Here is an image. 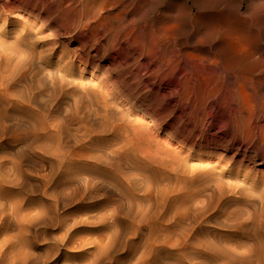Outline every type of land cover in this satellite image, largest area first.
<instances>
[{"label":"rangeland","instance_id":"1","mask_svg":"<svg viewBox=\"0 0 264 264\" xmlns=\"http://www.w3.org/2000/svg\"><path fill=\"white\" fill-rule=\"evenodd\" d=\"M181 1L184 0H0V171L17 184L11 191L6 185L0 188L1 203L8 209L3 220L0 216V264H264V0H244L243 9L249 6L250 13L254 9L257 16L250 14L246 33L251 37L248 39L253 38V50L246 48L242 55L255 57L251 59V63H255L242 67L237 64L236 69L235 63L232 67L235 60H229V47L234 51L239 50L240 43L233 37L229 39L224 31L221 23L224 17L221 10L223 1L211 0L212 3L208 0L209 3L201 0L199 4L198 0V11L202 9L203 17L195 20L196 24L198 22L196 27L193 26L194 20L182 11L184 5ZM187 2L191 4V0ZM261 2L263 5H260ZM4 4L8 7H4ZM207 5L214 9L210 7L207 12ZM196 10L194 12H198ZM251 17L254 19L251 20ZM214 23L218 28L223 26L216 31L218 34L209 27ZM222 32L224 35H221ZM205 34L211 38L218 37L211 41ZM201 36L206 40H200ZM195 39H198L197 44ZM259 42L263 44L259 45ZM53 45L54 48L51 47ZM172 45L178 49L177 53L170 51L174 47ZM98 50L101 52L98 53ZM69 52L75 53L73 57H69ZM182 52L191 53L188 55L191 57L185 58ZM42 54L47 55L44 56L48 57V63ZM212 55L213 58H210ZM61 56L62 60L59 61ZM80 57L88 59V63H80ZM212 59L224 63L208 70L198 64L199 60ZM167 61L174 62L176 66L174 70L161 67L163 73L159 74V78L184 79L180 82V86L183 84L180 92L184 95L183 100L187 101L183 103L195 107L197 103L204 102L205 111L199 109L201 111L192 115V120L185 116L186 111L172 109L177 100L175 93L170 95L171 87L167 81L157 82L154 77L148 79L149 72ZM71 63L73 66H69ZM229 65L231 70L228 71ZM238 67L245 68L240 70ZM145 68H148L147 73ZM167 75L171 77L167 78ZM225 75L230 77L227 79ZM259 76H262L261 79H258ZM139 77L142 84L135 86L134 81L140 80ZM244 77H252V84L247 86ZM211 80L214 89L210 85ZM117 82L122 87L121 91H129L130 94L117 90ZM198 83L200 86H197ZM111 88H116L115 92L110 91ZM196 90L203 97L200 95L199 98ZM237 92L240 94L237 95ZM209 93L212 98L208 96ZM79 101L84 102L80 104ZM104 101L106 110L102 105ZM78 104L79 107L92 104L94 113L99 117L101 113L109 112L104 119V114H101V119L97 114L94 118L91 108L86 106V110L81 106L80 110ZM149 105L159 111L161 107L169 110L158 130L144 115ZM112 108L121 109V112ZM78 110H83L80 116L87 115L84 112L90 115L87 118L84 116L83 124L77 120L78 112L75 111ZM122 112L124 115L127 113L125 118L132 124L148 123L151 127L135 137L138 145L133 142L127 144L125 134L119 133L116 140L112 133L101 132L104 126H112L114 122L117 125L118 114ZM202 112L208 114L207 118ZM29 117L33 118L32 123ZM110 117L115 119L111 121L112 124ZM176 118H179L176 128L180 129L177 130L183 140L187 137L189 141L190 133L203 138L192 139V143V140L183 141L181 137L179 141L182 144L177 145V141L174 144L168 133L170 128L176 126ZM194 121H200L202 125H194ZM185 122V127L181 126ZM192 128L198 130L192 131ZM83 133L93 136L92 143L87 142L83 147L77 146V143L75 145L77 140H84ZM60 138L62 141L59 143ZM202 139L207 143L203 144ZM30 141H34L35 145ZM64 142L71 147V152H79L82 148V151L108 157L113 155L136 177L139 189L122 183L124 191H118L108 182L111 181L109 178L93 180L95 166L85 161L76 162L81 164L80 167L69 162L66 172L67 169L61 167L64 165L63 153L57 150V146ZM29 143L35 148H29ZM167 146H170L173 154L181 149L180 154H170L169 150V159H157L156 162L146 154L156 148L163 150L160 154H165L164 149H169ZM122 147L123 150H120ZM164 164L169 167L161 168ZM86 187L91 189L90 193L84 190ZM83 193L93 198H82L80 201ZM10 206L12 210H9Z\"/></svg>","mask_w":264,"mask_h":264},{"label":"bare ground","instance_id":"2","mask_svg":"<svg viewBox=\"0 0 264 264\" xmlns=\"http://www.w3.org/2000/svg\"><path fill=\"white\" fill-rule=\"evenodd\" d=\"M188 0H184L181 4H182V6L184 5V7H183V10L182 11H184L185 12V14L187 13V15H189V17H191L193 20H194V23H195V20H197V19H199V17L202 15L201 14V10L200 11H198L199 10V7L197 6V3H198V0H191V4L189 5L188 4V2H187ZM206 1H208V0H205V2ZM209 1H211V0H209ZM208 1V2H209ZM214 1V0H213ZM221 1H223V9L221 8V10H223V12H224V17H222V21L223 22H221L222 24H223V26L225 27V30L224 31H226L227 32V37H229V39L231 38V37H233L234 39H235V41L237 40L238 41V43H240L238 46H239V50H236V51H234V49H230V47L229 46H227V49H228V47H229V51H230V53H229V55H230V61H232V60H235V62H233L232 63V67H233V64L235 63V69L237 68L236 66H237V64H241L240 66L242 67L244 64L246 65V66H248V64H250L251 63V59H253V58H255V57H248V56H245V55H242V52L244 51V50H246V48H251L252 49V40H253V38H252V40H250V39H248V38H251V37H249L246 33H247V28H248V24H249V22H248V18H249V16H250V14H253V15H255V16H257L256 15V13L254 14V9H252V13H250V10H249V6L247 7H245L244 9H243V5H244V0H221ZM254 1V0H253ZM201 0H200V3L199 4H201ZM212 2V1H211ZM214 2H216V0L214 1ZM248 2H250V1H248ZM210 3V2H209ZM208 3V4H209ZM213 3V2H212ZM253 3V2H252ZM255 3V2H254ZM260 4V3H259ZM203 5L204 6H206V4H204V1H203ZM213 5V4H212ZM257 5V4H256ZM260 5H263L262 4V2H261V4ZM213 6H215V5H213ZM254 6V5H253ZM4 7H8V5L7 4H4ZM200 7H202V6H200ZM210 7H212L211 5L208 7V5H207V12L209 11L208 10V8H210ZM252 7V6H251ZM258 7H260V6H258ZM83 8V7H82ZM213 8V7H212ZM255 8H256V6H255ZM260 8H262V6L260 7ZM195 9H197L196 11H198V12H194V10ZM205 8H203V10H204ZM214 9V8H213ZM212 9V10H213ZM258 9V8H257ZM218 10V9H217ZM221 10H218V11H221ZM259 10V9H258ZM262 10V9H261ZM80 11H82V10H80ZM88 11H90V10H88ZM205 11V10H204ZM97 12V11H96ZM183 12V13H184ZM214 12V11H213ZM86 13V12H85ZM88 13V12H87ZM202 13H204L203 11H202ZM81 14V13H80ZM96 13H94V15H95ZM205 14H208V13H205ZM210 14H212V13H210ZM220 14V13H219ZM90 15H92L91 13H90ZM90 15H89V17H90ZM214 15V14H213ZM221 15V14H220ZM93 16V15H92ZM210 16V15H209ZM218 16V15H217ZM222 16V15H221ZM2 16H0V18H1ZM75 17V16H74ZM82 17V16H81ZM87 17V16H86ZM94 17V16H93ZM201 17H203V16H201ZM213 17V16H212ZM206 18H208V17H206ZM206 18H204V19H206ZM210 18V17H209ZM208 18V19H209ZM221 18V17H220ZM219 18V19H220ZM256 18V17H255ZM80 19H82L83 20V18H80ZM86 19V18H85ZM254 19V18H253ZM252 19V17H251V20H253ZM81 20V21H82ZM212 20H213V18H212ZM207 21V20H206ZM211 21V20H210ZM219 21V20H218ZM201 22H203V21H201ZM255 22V21H254ZM253 22V23H254ZM71 23V22H70ZM193 23V22H192ZM208 23V22H207ZM213 23V22H212ZM252 23V22H251ZM75 24V23H74ZM79 24H80V22H79ZM96 24V23H95ZM199 24H201L200 23V21H199ZM217 24V23H216ZM216 24L214 23L213 25L214 26H212V25H210V24H208V25H210L209 27H210V29H212V30H214L215 32L216 31H219L221 28H223V26H221V28H218V27H216ZM221 24V25H222ZM73 25V24H72ZM198 25V22H197V24L195 23V24H193V26L194 27H196ZM252 25H254V24H252ZM193 26H192V28H193ZM200 26V25H199ZM198 26V27H199ZM204 26V25H203ZM220 26V25H219ZM250 26V25H249ZM78 27V26H77ZM81 27V26H80ZM208 27V26H207ZM207 27H205V28H207ZM254 27V26H253ZM74 28H75V26H74ZM73 28V29H74ZM264 28V27H263ZM80 29V28H79ZM196 29V28H195ZM251 29V28H250ZM198 30H199V28H198ZM197 30V31H198ZM75 31V30H74ZM173 31V30H172ZM195 31V30H194ZM251 31H252V29H251ZM56 32V31H55ZM210 32V31H209ZM212 32V31H211ZM215 32H213V33H215ZM57 33V32H56ZM208 33V32H207ZM217 33V32H216ZM221 33V31L219 32V34ZM223 33V32H222ZM50 34V33H49ZM218 34V33H217ZM246 34V35H245ZM251 34V33H250ZM249 34V35H250ZM202 35V34H201ZM206 35V34H205ZM213 35V34H212ZM221 35H224V33L223 34H221ZM260 35V34H259ZM207 36V35H206ZM217 36V35H216ZM216 36H214V37H216ZM245 36L247 37V38H245ZM202 37V36H201ZM207 37H209V36H207ZM213 37V38H214ZM218 37V36H217ZM220 37V36H219ZM222 37V36H221ZM227 37H226V39H227ZM257 37L259 38V36L257 35ZM209 38H211V36L209 37ZM213 38H211V41L213 40ZM223 38V37H222ZM221 38V39H222ZM255 38V37H254ZM257 38V40H259ZM262 38H264V37H262ZM136 39V38H135ZM199 39V38H198ZM197 39V40H198ZM203 39V41H205L204 40V38L202 37L200 40H202ZM221 39H219V40H221ZM224 40H225V37L223 38ZM196 40V39H195ZM194 40V41H195ZM197 40H196V43L195 44H197ZM200 40H199V42H200ZM208 40H210V39H208ZM257 40H255V42L257 41ZM263 40V39H262ZM261 40V41H262ZM214 41V40H213ZM235 41H232V43L233 42H235ZM175 42V41H174ZM207 42V41H206ZM219 42V41H218ZM228 42V41H227ZM34 43V42H33ZM32 43V44H33ZM85 43V42H84ZM214 42H211V44H213ZM230 43H231V41H230ZM237 43V42H236ZM260 43L261 42H259V45H260ZM95 44V43H94ZM184 44V43H183ZM200 44V43H199ZM223 44V43H222ZM227 45H228V43H226ZM256 44V43H255ZM261 44H263V43H261ZM54 45H56V44H54ZM54 45L53 46H51V47H53L54 48ZM85 45V44H84ZM90 45V44H89ZM117 45H118V43H117ZM176 45V44H175ZM175 45H172V46H174V47H172V49L170 50V51H172V52H174V51H176V53H177V51H178V49L175 47ZM177 45H178V43H177ZM181 45V44H180ZM179 45V46H180ZM188 45V44H187ZM193 45V44H192ZM201 45V44H200ZM202 45H203V42H202ZM202 45H201V47H202ZM204 45H206V43L204 44ZM208 45V44H207ZM215 45V44H214ZM218 45V44H217ZM220 45V44H219ZM236 45V44H235ZM254 45V44H253ZM32 46V45H31ZM57 46V45H56ZM60 46V45H59ZM170 46V45H169ZM185 48H186V45L184 44L183 45ZM209 46V45H208ZM221 46V45H220ZM223 46V45H222ZM237 46V47H238ZM255 46V45H254ZM253 46V47H254ZM58 47V46H57ZM56 47V48H57ZM88 47V46H87ZM165 47V46H164ZM164 47H163V49H164ZM192 47V46H191ZM200 47V48H201ZM225 47V46H224ZM223 47V48H224ZM261 47V46H260ZM263 47V46H262ZM30 48H32V47H30ZM33 48H35V46L33 45ZM50 48V47H49ZM52 48V49H53ZM81 48V47H80ZM84 48H85V46H84ZM108 48V47H107ZM170 48V47H169ZM180 48V47H179ZM193 48V47H192ZM199 48V49H200ZM210 48V47H209ZM209 48H207V50H209ZM222 48V49H223ZM36 49V48H35ZM41 49H42V47H41ZM52 49H50V50H52ZM83 49V48H82ZM103 49H105L104 47H103ZM162 48H160V50H161ZM165 49H166V47H165ZM164 49V50H165ZM187 49V48H186ZM191 49V48H190ZM195 49H196V47H195ZM202 50H204L203 48H201ZM213 49V48H212ZM215 49V48H214ZM218 49H221V48H219L218 47ZM217 49V50H218ZM259 48H258V46H257V48H256V50H258ZM54 50V49H53ZM52 50V51H53ZM81 50V49H80ZM84 50V49H83ZM144 50V49H143ZM143 50H142V52H143ZM185 50V49H184ZM183 50V51H184ZM242 50V51H241ZM253 50V49H252ZM31 51H34L35 52V50H31ZM48 51V50H47ZM82 51V50H81ZM140 51V50H139ZM163 51V50H162ZM167 52H168V50H166ZM182 51V50H181ZM191 51V50H190ZM189 51V52H190ZM195 51V50H194ZM211 51V50H210ZM221 51H223V50H221ZM221 51H219V52H221ZM227 50L225 49V52H226ZM250 51V50H249ZM259 51H261V50H259ZM258 51V52H259ZM263 51H264V49H263ZM39 52V51H38ZM40 52H42V50L40 51ZM39 52V53H40ZM44 52V51H43ZM63 52V51H62ZM61 52V53H62ZM83 52V51H82ZM81 52V53H82ZM86 52V51H85ZM84 52V53H85ZM99 52H101V51H99L98 50V53ZM164 52V51H163ZM171 52V53H172ZM186 52V51H185ZM204 52V51H203ZM202 52V53H203ZM208 52V51H207ZM212 52V51H211ZM262 52V51H261ZM66 53H67V51H66ZM71 53V54H70ZM144 53V52H143ZM175 53V52H174ZM180 53V52H179ZM183 53V52H182ZM216 52H213V54H215ZM223 53V52H222ZM247 53H248V51H247ZM246 53V54H247ZM256 53H257V51H256ZM25 54H27V52L25 53ZM37 54V53H36ZM68 54H70L69 55V57H71L72 56V54L74 55L75 53H72V52H69ZM68 54L66 55L67 57H68ZM87 54V53H86ZM102 54H104V53H102ZM164 54V53H163ZM168 54H170V53H168ZM191 54V53H190ZM190 54H185V53H183V55L182 56H184V55H186V57L185 58H187V57H191V56H188V55H190ZM195 53H193V55H194ZM198 54H201V53H198ZM197 54V55H198ZM206 54V53H205ZM204 54V55H205ZM210 54V53H209ZM219 54V53H218ZM228 54V53H227ZM245 54V53H244ZM253 54V53H252ZM251 54V56H255V54L254 55H252ZM263 54V53H262ZM31 55H32V53H31ZM33 55H35L34 53H33ZM43 55V54H42ZM45 55V54H44ZM43 55V56H44ZM61 55V54H60ZM76 55H78L77 53H76ZM89 55V54H88ZM94 55H95V53H94ZM181 55V54H180ZM204 55H201V56H204ZM208 55V54H207ZM220 55H223L224 56V54H220ZM257 55V54H256ZM259 55H261V53H259ZM15 56V55H14ZM22 56V55H21ZM41 56V55H40ZM45 56H47V55H45ZM44 56V58H45V60L47 61V59L46 58H48V57H45ZM56 56V55H55ZM64 56V55H63ZM80 56V55H79ZM147 56V55H146ZM216 56V55H215ZM249 56H250V52H249ZM67 57L65 58V59H67ZM68 57V58H69ZM73 57V56H72ZM89 57H90V55H89ZM141 57V56H140ZM172 57V56H171ZM205 57H207V56H205ZM208 57H210V56H208ZM226 57V56H225ZM261 57V56H260ZM25 58H26V56H25ZM33 58H34V56H33ZM61 59H59V61L60 60H62V56L60 57ZM88 58V57H87ZM92 58V57H91ZM184 58V59H185ZM210 58H213V55H212V57H210ZM217 58V57H216ZM219 58V57H218ZM32 59V58H31ZM99 59V58H98ZM206 59V58H205ZM207 59H209V58H207ZM221 59V58H220ZM261 59V58H260ZM69 60V59H68ZM67 60V61H68ZM97 60V59H96ZM186 60V59H185ZM196 60V59H195ZM211 60V59H210ZM213 60V59H212ZM219 60V59H218ZM218 60H213V61H209V60H199V65H200V67H202V68H217L220 64H223L224 63V61L223 60H228V59H224L223 58V62L222 63H220ZM254 60V59H253ZM262 60V59H261ZM263 60H264V58H263ZM18 61V60H17ZM38 61H40V59L38 60ZM43 61V60H42ZM58 61V62H59ZM65 61V60H64ZM77 61V60H76ZM79 61H80V63H84L85 65L88 63V59H85V57L84 58H79ZM161 61V60H160ZM61 62H63V61H61ZM92 62V61H91ZM96 62V61H95ZM175 62H176V60H175ZM185 62V61H184ZM229 62V61H228ZM260 62V61H259ZM15 63V62H14ZM44 63H45V61H44ZM47 63H48V61H47ZM67 63V62H66ZM69 63V62H68ZM90 63V62H89ZM157 63H159V62H157ZM166 63H168V64H166ZM166 63H160V65H158L157 67H156V70L155 71H152V72H149L148 74V79H151V78H156V80H157V82H164V81H167V83L170 85V87H171V89H170V91H169V93H170V95H173L174 93H175V95H176V97H175V99L177 100V102L175 103V104H173L172 105V109L173 110H176V109H182L183 111H186L187 112V114H185V116H188L187 118H189L190 120H192L191 119V117H192V115H195V113H197V111H201V110H199V109H202L203 111H205L204 110V108H205V106H204V102L203 103H197V105H195V107L194 106H192V105H190V104H188V103H183V102H185V101H187V100H183V94L180 92V87L183 85L182 83H181V86H180V82H183V81H181V80H184V79H179L180 81H177V80H175L173 77H171L170 75H167L166 77L168 78V76H170L171 78H169V79H164L165 77H162V78H159V74L161 75L162 73H163V71L161 72L160 71V69H161V67H165V66H167V67H169L171 70H174V68H175V66H176V64L174 63V62H170V61H167ZM187 63V62H186ZM185 63V64H186ZM190 63V62H189ZM194 63V62H193ZM243 63V64H242ZM253 63H255V62H253ZM253 63H251V64H253ZM261 63V62H260ZM264 63V62H263ZM263 63H262V66H264L263 65ZM43 64V63H42ZM65 64V63H64ZM83 64V65H84ZM138 64V63H137ZM137 64L135 65V66H137ZM152 64V63H151ZM166 64V65H165ZM192 64V63H191ZM190 64V65H191ZM228 64V63H227ZM230 64H231V62H230ZM257 64H258V61H257ZM257 64H255L256 66H259V65H257ZM16 65V64H15ZM36 65V64H35ZM46 65V64H45ZM69 65V64H68ZM73 66V64L71 63L69 66ZM84 65V66H85ZM90 65V64H89ZM147 65H149V64H147ZM180 65V64H179ZM183 65V64H182ZM190 65H189V67H190ZM195 66H198L199 67V65H196V64H194ZM8 66V65H7ZM13 66V65H12ZM43 66V65H42ZM94 66V65H93ZM92 66V67H93ZM96 66V65H95ZM111 66V65H110ZM141 66V65H140ZM140 66H138V67H140ZM154 66V65H153ZM156 66V65H155ZM187 66H188V64H187ZM195 66L193 67V68H195ZM245 66V67H246ZM254 66V65H253ZM256 66H255V68H256ZM260 66H261V64H260ZM97 67V66H96ZM150 67V66H149ZM181 67V66H180ZM179 67V68H180ZM184 67H186V65H184ZM225 67V66H224ZM229 67H230V65L228 66V71L229 70H231V69H229ZM231 67V68H232ZM233 67V68H234ZM244 67V68H245ZM141 68H144V67H141ZM178 68V67H177ZM178 68V69H179ZM187 68V67H186ZM191 68H192V66H191ZM201 68V69H202ZM227 67H225V69H226ZM232 68V69H233ZM240 70L241 69H244V68H240V67H238ZM248 68V67H247ZM246 68V69H247ZM254 68V69H255ZM260 68V67H259ZM262 68V67H261ZM260 68V69H261ZM67 69V68H66ZM82 69V68H81ZM95 69V68H94ZM139 69V68H138ZM138 69H136V70H138ZM146 69V68H145ZM148 69V68H147ZM146 69V73H147V70ZM155 69V68H154ZM167 69V68H166ZM181 69H183V68H181ZM185 69V68H184ZM200 68H198V70H199ZM215 69H213L214 71H216ZM221 69H222V66H221ZM220 69V70H221ZM250 69H251V67H250ZM263 69V68H262ZM15 70V69H14ZM14 70H12V71H14ZM18 70V69H17ZM64 70V69H63ZM163 70V69H162ZM169 70V69H168ZM186 70H188V69H186ZM202 70H204V69H202ZM208 70V69H207ZM223 70V69H222ZM227 70V69H226ZM259 70V69H258ZM264 70V69H263ZM61 71V70H60ZM151 71V70H150ZM161 73H160V72ZM179 72H180V70H178ZM193 71V70H192ZM210 71V70H209ZM213 71V72H214ZM235 72L237 71V70H234ZM249 71V70H248ZM252 72H256V71H253V70H251ZM261 71V70H260ZM7 72V71H6ZM177 72V71H176ZM217 72V71H216ZM216 72H215V75H216ZM221 72V71H220ZM219 72V73H220ZM252 72H251V74H252ZM258 72V71H257ZM264 72V71H263ZM10 74H11V70H10V72H9ZM17 73V72H16ZM19 73V72H18ZM21 73V72H20ZM19 73V74H20ZM166 73H169L168 71L166 72ZM182 73V72H181ZM183 73H186V72H184L183 71ZM182 73V74H183ZM190 73V72H189ZM192 73V72H191ZM212 73V72H211ZM229 74H230V72H228ZM232 73H234L233 72V70H232ZM238 73H239V71H238ZM261 73V72H260ZM259 73V74H260ZM15 74V73H14ZM23 74V73H22ZM182 74H180L182 77H183V75ZM193 74V73H192ZM199 74V73H198ZM197 74V75H198ZM214 74V73H213ZM212 74V75H213ZM217 74H218V72H217ZM225 74V73H224ZM263 74V73H262ZM12 75H13V73H12ZM123 75V74H122ZM163 75H165V74H163ZM176 75V74H175ZM185 75V74H184ZM188 75H190V74H188ZM196 75V76H197ZM222 75H223V73H222ZM245 75V74H244ZM248 75H249V73H248ZM253 75V74H252ZM19 76V75H18ZM179 76V75H178ZM178 76H175V77H178ZM194 76V75H193ZM193 76H192V78H193ZM210 76H211V74H210ZM210 76H206V78H208V77H210ZM226 76V75H225ZM229 77H230V75H228ZM228 76H226V78L228 77ZM232 76V75H231ZM257 77H258V75H256ZM45 77V76H44ZM191 77V76H190ZM190 77H189V79H190ZM217 77H218V75H217ZM221 77V76H220ZM219 77V78H220ZM234 77V76H233ZM238 77H239V75H238ZM237 77V78H238ZM241 77V76H240ZM260 78H258V79H261V77L262 76H259ZM264 77V76H263ZM42 78V77H41ZM130 78V77H129ZM140 78V80H141V77H139ZM179 78V77H178ZM194 78H196V77H194ZM211 78H212V76H211ZM10 79H11V77H10ZM10 79L8 80V81H10ZM16 79V78H15ZM101 79V78H100ZM105 79V78H104ZM136 78L134 77V80H135ZM138 79V78H137ZM202 79V78H201ZM201 79H199V80H201ZM205 79V78H204ZM204 79L202 80V82L204 81ZM224 79V78H223ZM228 79V78H227ZM231 79V78H230ZM234 79V78H233ZM235 79H236V77H235ZM234 79V80H235ZM251 79H252V77H251ZM250 78H246V77H244V82H245V84L247 85V84H252V80H251ZM254 79V78H253ZM255 79H256V77H255ZM44 80V79H43ZM140 80H136V81H134L135 82V86H141V84H142V80L140 81ZM146 80H147V77H146ZM191 80V79H190ZM196 80H198V76H197V79ZM219 80V79H218ZM234 80H233V82H234ZM237 80V79H236ZM239 80V79H238ZM242 80V79H241ZM263 80V79H262ZM123 81V80H122ZM121 81V82H122ZM145 81V80H144ZM195 81V80H194ZM208 81V80H207ZM213 81H215L214 79H213ZM217 81V80H216ZM215 81V82H216ZM229 81V80H228ZM255 81V80H254ZM253 81V82H254ZM257 81V80H256ZM264 81V80H263ZM5 82V81H4ZM3 82V83H4ZM7 82V81H6ZM156 82V81H155ZM196 82H198V81H196ZM201 81H199V83H200ZM201 82V83H202ZM225 82H227V81H225ZM232 82V81H231ZM236 82V81H235ZM262 82V81H261ZM88 83V82H87ZM115 83V82H114ZM126 83V82H125ZM152 83H154V82H152ZM194 83V82H193ZM198 83V84H199ZM205 83H206V81H205ZM213 82H212V80H211V82H210V85L212 84ZM223 83V82H222ZM243 83V82H242ZM5 84V83H4ZM3 84V85H4ZM9 84V83H8ZM144 84V83H143ZM146 84V83H145ZM144 84V85H145ZM226 84V83H225ZM238 84V83H237ZM123 84H121V86H122ZM132 85H133V83H132ZM190 85V84H189ZM203 85H204V83H203ZM209 85V84H208ZM214 85V84H213ZM213 85H211L212 87H213ZM215 85H216V83H215ZM117 86H118V88H117V90H120L121 91V88L122 87H120V84L118 85V82H117ZM197 86H200V84L199 85H197ZM202 86V85H201ZM206 86V85H205ZM237 86V85H236ZM248 86V85H247ZM252 86V85H251ZM250 86V87H251ZM124 87V86H123ZM126 87H128V86H126ZM169 87V88H170ZM215 87V86H214ZM214 87H213V89H214ZM223 87V86H222ZM113 88V87H112ZM111 88V90L110 91H113V92H115L114 91V89L116 90V88H114V89H112ZM129 88V87H128ZM202 88H204V86H202ZM202 88H201V90H202ZM207 88V87H206ZM252 88V87H251ZM103 89V88H102ZM124 89V88H123ZM126 90H127V88H125ZM196 89H198V88H196ZM200 89V88H199ZM222 89V88H221ZM249 89V88H248ZM6 90V89H5ZM101 90V89H100ZM103 90H106V89H103ZM132 89H130V91H131ZM135 90V89H134ZM204 90V89H203ZM203 90H202V92H203ZM236 90H238V89H236ZM240 90V89H239ZM247 90V89H246ZM109 91V90H108ZM125 91V90H124ZM124 91H121L122 92V94L124 93ZM149 91V90H148ZM200 91V90H199ZM210 91V90H209ZM223 91V90H222ZM230 91V90H229ZM228 91V92H229ZM248 91V90H247ZM251 91H253L252 89H251ZM4 92V91H3ZM36 92V91H35ZM103 92V91H102ZM112 92V93H113ZM125 92H127V91H125ZM129 92V91H128ZM127 92V93H128ZM196 92H197V90H196ZM195 92V93H196ZM201 92V93H202ZM1 93V92H0ZM100 93V92H99ZM104 93V92H103ZM134 93V92H133ZM204 93V92H203ZM213 93V92H212ZM220 93V92H219ZM234 95H236V93H234V92H232ZM232 93H230V94H232ZM238 93L239 92H237V95H238ZM105 94V93H104ZM103 94V95H104ZM107 94H110V92L108 93L107 92ZM107 94L105 95V97L106 98H108L107 97ZM114 94V93H113ZM128 94H130V93H128ZM191 94V93H190ZM197 94H199L198 92H197ZM217 94V93H216ZM240 94V93H239ZM250 94V93H249ZM252 94V93H251ZM259 94V93H258ZM262 94V93H261ZM33 95V94H32ZM98 95V94H97ZM97 95H96V97H97ZM112 95V94H111ZM138 95V94H137ZM200 95H202V94H199V98H201L200 97ZM8 96V95H7ZM13 96V95H12ZM11 96V97H12ZM114 96V95H113ZM116 96V95H115ZM124 96V95H123ZM129 96V95H128ZM196 97H197V95H195ZM208 96H211L210 95V93H209V95ZM213 96H215V95H213ZM217 96H218V94H217ZM216 96V97H217ZM262 96V95H261ZM32 97H34V95L32 96ZM101 97H102V95H101ZM101 97H98V98H100V99H102ZM118 97V96H117ZM129 97H132V96H129ZM129 97L127 98L126 97V99H129ZM202 97H203V95H202ZM252 97V96H251ZM1 98H6V97H2L1 96ZM92 98V97H91ZM93 98H95V97H93ZM115 98V97H114ZM121 98V97H120ZM123 98V97H122ZM185 99L187 98V97H184ZM192 98V97H191ZM207 98H209V97H207ZM206 98V100L208 101V99ZM211 98H212V96H211ZM221 98V97H220ZM257 98V97H256ZM259 98H260V96H259ZM88 99V98H87ZM100 99H98V101L100 100ZM125 98H124V100H126ZM165 99V98H164ZM195 99H197V98H195ZM205 99V98H204ZM240 99H241V97H240ZM252 99V98H251ZM250 99V100H251ZM110 100H112V99H110ZM114 100V99H113ZM191 100V99H190ZM202 100V99H201ZM96 101V100H95ZM98 101H97V103H98ZM108 101V100H107ZM130 101V100H129ZM188 101H189V99H188ZM193 101V100H192ZM195 101V100H194ZM193 101V102H194ZM204 101V100H203ZM243 101V100H242ZM256 101V100H255ZM2 102H4L3 100H2ZM82 102V103H81ZM79 101V103L80 104H83V102L84 101ZM91 102V101H90ZM100 102V101H99ZM101 102H102V100H101ZM100 102V103H101ZM106 101H104V103H102V105L104 106L103 108L105 109V105H106V103H105ZM133 102V101H132ZM135 102V101H134ZM190 102V101H189ZM197 102V101H196ZM233 102H234V100H233ZM252 102H253V100H252ZM256 102H258V101H256ZM26 103H27V101H26ZM28 103H30V102H28ZM206 103V102H205ZM235 103V102H234ZM17 104V103H16ZM86 104V103H85ZM87 104H90V103H87ZM96 104V103H95ZM108 104H110V103H108ZM112 104V103H111ZM121 104L122 103H120V106H121ZM193 104V103H192ZM196 104V103H195ZM240 104H243L242 102L240 103ZM260 104V103H259ZM92 105V104H91ZM91 105H80V107L82 106V107H86V106H88L87 108H91V110H92V112L94 113V111H93V109H92V106ZM96 105H98V104H96ZM95 105V106H96ZM101 105V106H102ZM206 105V104H205ZM257 105H258V103H257ZM28 106V105H27ZM89 106H91V107H89ZM100 106V107H101ZM108 107H110L109 105H107ZM113 106V105H112ZM122 106H123V104H122ZM210 106V105H209ZM239 106H241V105H238V107ZM251 106V105H250ZM78 107H79V104H78ZM78 107H76V108H78ZM79 107V109L81 110V108ZM97 107V106H96ZM99 107V108H100ZM75 108V109H76ZM98 108V107H97ZM102 108V107H101ZM118 108V107H117ZM116 108V109H117ZM246 108H248V107H246ZM86 109V108H85ZM84 109V111H86ZM104 109H101V111L102 110H104ZM113 109V111L114 110H116L115 108H112ZM120 109V108H119ZM146 109H148V110H146L145 111V113H144V115L147 117V118H149L150 119V121L152 122L151 124L153 125H151L152 127H155L157 130L159 129V128H161L160 127V122H161V120H163V116L164 115H167L168 113H169V110L168 109H166V108H164V107H161L160 108V111H159V109L158 108H156V109H158V110H156L155 109V107H151L150 105L148 106V108H146ZM77 110V109H76ZM80 110H78V111H75V112H78L77 114H76V117H77V120L79 119V124H83L84 123V119H85V117L84 116H86V118H87V115H89L88 114V112H84V113H86L87 115H85V114H83L84 116H80L81 115V112L83 111H80ZM106 110V109H105ZM104 110V111H105ZM118 110V109H117ZM116 110V111H117ZM121 110V109H120ZM120 110H118V111H120ZM246 110V112H248L247 111V109H245ZM244 109H243V111H245ZM112 111V110H111ZM110 111V112H111ZM181 111V110H180ZM96 112V111H95ZM107 112H109L108 110H107ZM107 112H103V116H102V119H104L106 116H107ZM121 112V111H120ZM124 112V111H123ZM123 112H122V114L120 113V114H118V116H119V123L117 124V125H114V123H113V125L112 126H108L107 124L109 123V121L107 122V124H106V122H104L107 126H104L103 127V125L102 124H100V125H102V127H103V129H101V132H104V133H107V132H109L110 134L112 133L113 135H112V137H114V138H116V140H117V138H118V134L119 133H122V134H125V135H127L126 136V140H125V142L127 143V144H132V142L135 144V145H138V143L136 142V140H135V137L140 133H145L146 131H148L151 127H149L148 126V123L146 124V125H144L143 123H138V122H134V124H132V121H130V120H127L125 117L126 116H128V115H124L123 114ZM182 112V111H181ZM216 112V111H215ZM261 112V111H260ZM264 112V111H263ZM262 112V113H263ZM65 113V112H64ZM83 113V112H82ZM89 113H91L90 112V110H89ZM92 113V114H93ZM112 113V112H111ZM114 113V112H113ZM118 112H116V114H117ZM129 113V112H128ZM143 113V112H142ZM198 113H200V112H198ZM202 113H204V115L206 116V118H207V113H205V112H202ZM253 113V112H252ZM80 114V115H79ZM91 114V115H92ZM95 114V117L94 118H96V114L97 113H94ZM100 114V113H99ZM101 114H100V117L98 116V114H97V116L101 119ZM184 114V113H183ZM201 114V113H200ZM230 114V113H229ZM34 115V114H33ZM33 115H31V117H33ZM110 115V114H109ZM111 115H113V114H111ZM197 115V114H196ZM203 115V114H202ZM255 115V114H254ZM253 115V116H254ZM90 116V115H89ZM113 116H115V114L113 115ZM112 116V117H113ZM198 116V115H197ZM200 116V115H199ZM198 116V117H199ZM262 116H263V114H262ZM31 117H29L30 119H31ZM35 117H36V113H35ZM109 117V116H108ZM107 117V118H108ZM181 117V116H180ZM37 118V117H36ZM106 118V119H107ZM111 118V117H110ZM110 118H109V120H110ZM115 118H117L116 116H115ZM166 118H168V117H166ZM186 118V117H185ZM195 118V117H194ZM205 118V117H204ZM33 119V118H32ZM32 119L30 120L31 121V123H32ZM177 119V118H176ZM179 119V118H178ZM178 119L175 121V123H174V125H176V126H174L173 128H170L171 129V131H169V133H168V136H169V139H171V140H173L174 141V144H175V142L177 141V145H181L182 144V141H181V143H180V141H179V139L182 137H179V135H181V134H179V132H178V130L177 129H179V128H176L177 127V125H179V124H177V122H178ZM189 119H188V121H189ZM198 119V118H197ZM201 119V118H200ZM246 119H248V118H246ZM36 120V119H35ZM39 119H37V121H38ZM112 120H114L115 121V119L113 118H111V120H110V123H111V121ZM173 121H174V119H172ZM182 120V119H181ZM196 120V119H195ZM199 120V119H198ZM203 120L204 119H202L201 121H202V123H203ZM30 121H28L29 123H30ZM34 121V120H33ZM37 121H36V123H37ZM103 121H105V120H103ZM102 121V122H103ZM184 121V120H183ZM186 121V120H185ZM197 121V120H196ZM35 122V121H34ZM100 122V121H99ZM162 122H164V121H162ZM161 122V123H162ZM191 122V121H190ZM195 122V121H194ZM193 122V124L194 125H198L197 123H199V122H195L194 123ZM252 122V121H251ZM250 122V123H251ZM41 123V122H40ZM179 123H181L180 121H179ZM187 122H185V123H183V125H181V126H184V124H186ZM35 124V123H34ZM112 124V123H111ZM189 124V123H188ZM192 124V123H191ZM199 124H201V123H199ZM99 125V126H100ZM202 125V124H201ZM201 125H199V126H201ZM31 126V125H30ZM41 126V125H40ZM40 126H39V129H40ZM82 126V125H81ZM172 126H173V124H172ZM171 126V127H172ZM180 126V127H181ZM188 126H190V125H188ZM204 126V125H203ZM33 126H31V128H32ZM35 127H37V126H35ZM102 127H100V128H102ZM185 127V126H184ZM192 127V126H191ZM82 128V127H81ZM99 128V127H98ZM183 128V127H182ZM257 128V127H256ZM33 129V128H32ZM36 129V128H35ZM41 129H42V126H41ZM169 129V130H170ZM186 129H188V128H186ZM196 128H194V130H195ZM205 129V128H204ZM258 129V128H257ZM180 130V129H179ZM191 130V129H190ZM193 130V128H192V131H194ZM196 130H198V129H196ZM259 130H262V129H259ZM35 131V130H34ZM183 131H185V130H183ZM204 131H206V130H204ZM261 132V131H260ZM263 132V131H262ZM68 133V132H67ZM88 133H91V132H88ZM108 133V134H109ZM181 133H183V132H181ZM188 133H190V132H188ZM196 133V132H195ZM200 133H202V132H200ZM204 133V132H203ZM63 134H65L66 135V132H64ZM62 134V135H63ZM109 134V135H110ZM61 135V136H62ZM68 135V134H67ZM74 135H76V134H74ZM81 135H83L82 137H84V140L82 139V140H77L76 142H75V145H76V143H77V146H80V147H83V145L85 144V143H87V142H89V143H92V137L93 136H91V134L90 135H88V136H85L86 134L85 133H83V134H81ZM184 135V134H183ZM187 135V134H186ZM64 136V135H63ZM36 137V136H35ZM188 137H190V140H192V139H196V138H200V140H201V137L202 136H198V135H194V134H192V133H190L189 135H188ZM62 139L64 138V137H61ZM60 138V139H61ZM67 137H65V139H66ZM187 138V137H186ZM186 138H184V140L186 139ZM203 138V137H202ZM206 138V137H205ZM33 139V138H32ZM35 139V138H34ZM33 139V140H34ZM59 139V140H60ZM62 139L59 141V143L62 141ZM71 139V138H70ZM36 140V139H35ZM64 140V139H63ZM170 140V141H171ZM182 140H183V137H182ZM183 140V141H184ZM187 140V139H186ZM189 140V141H190ZM211 140V139H210ZM213 140H216V139H213ZM70 141V140H69ZM188 141V140H187ZM188 141V142H189ZM198 141V140H197ZM209 141V140H208ZM217 141V140H216ZM31 142V141H30ZM58 142V141H57ZM66 142V141H65ZM64 142V144H60L59 145V147L57 146V150L59 149V151H61V153H63V155H62V164L64 163V165H62L61 167H63V168H66L67 170H66V172L68 171V163L69 162H72V164H74L75 163V165H77V167H80L81 166V164L80 165H78V164H76V162H80V163H84V161L85 162H87V163H91V164H94V166H95V171H94V178L92 177V179L94 180V179H96V178H104V179H106V178H109L111 181H108V182H110L111 184H112V186H114L116 189H118V191H124V186H123V184L122 183H124V185H126V186H129V185H131V186H133L134 188H138L139 186H138V183H137V179H136V177L134 176V175H132V173L131 172H129V171H127L124 167H123V164H121V162L119 161V160H115L114 159V156L112 155L111 157H108V156H106V155H104V154H96V153H92V152H88V151H82V148H81V150L78 152V151H76V150H73L72 152L70 151V149H71V147L70 146H68L66 143ZM74 142V141H73ZM194 141L192 140V143H193ZM203 144L205 143H207V141L206 140H204V139H202V141H201ZM210 142V141H209ZM211 142H213V141H211ZM32 143V145H33V143H34V141L33 142H31ZM37 143V142H36ZM58 143V144H59ZM137 143V144H136ZM202 143H200V144H202ZM215 143H217V142H215ZM215 143L214 144H212V143H208V144H212V145H215ZM53 143H51V145H52ZM166 144V143H165ZM185 144V143H184ZM199 144V143H198ZM197 144V145H198ZM199 144V145H200ZM30 143H29V145H27L28 147L30 146V147H34V146H32ZM34 145H35V143H34ZM54 145V144H53ZM86 145V144H85ZM168 145V144H167ZM169 145H171V144H169ZM188 145V144H187ZM192 145V144H191ZM195 145H196V142H195ZM217 145V144H216ZM219 145V144H218ZM172 146V145H171ZM29 147V148H30ZM38 147V146H37ZM157 147H158V145H157ZM167 147H169V149L166 151V149H164V153L165 154H160V152H162L163 150H160V151H158V148H156V150L155 151H152V153L150 152V151H147L146 152V154L148 155V157L153 161V162H156V160L157 159H159V160H164V159H169V157H170V154H173V152H171V149H170V146H167ZM182 147V146H181ZM185 147V146H184ZM183 147V148H184ZM192 147H193V145H192ZM198 147V146H197ZM202 147V146H201ZM201 147H199V148H201ZM205 147H206V145H205ZM212 147V146H211ZM35 148V147H34ZM54 148V147H53ZM53 148H50V149H53ZM73 148H75V147H73ZM88 148V147H87ZM112 148V147H111ZM138 148V150H142L140 147H137ZM136 148V149H137ZM204 148V147H203ZM207 148H208V146H207ZM37 149V148H36ZM55 149H56V146H55ZM86 149V148H85ZM147 149V148H146ZM149 149V148H148ZM163 149V148H162ZM209 149H211V148H209ZM41 150V149H40ZM84 150V149H83ZM120 150H123V147L122 148H120ZM170 150V152H168ZM179 150V152H181L180 150L181 149H178ZM199 150V149H198ZM206 150V149H205ZM173 151V150H172ZM68 152V153H67ZM106 152V151H105ZM175 152V151H174ZM177 152V151H176ZM175 152V154H173V155H178V154H180L179 152H177L176 153ZM111 153V152H110ZM170 153V154H169ZM262 153V152H261ZM236 155V154H235ZM218 159V158H217ZM232 160V159H231ZM158 161V160H157ZM165 162V161H164ZM182 162V161H181ZM158 164L160 163V162H157ZM162 163V162H161ZM165 164H166V162H165ZM164 164V167H162L161 165H159V166H161V168H167V167H169V165H165ZM178 168H179V164H178V166H177ZM181 167H182V165H181ZM160 168V167H159ZM223 168V167H222ZM81 170V169H80ZM64 171V170H63ZM78 171V170H77ZM222 171V170H221ZM65 172V173H66ZM79 172V171H78ZM81 172V171H80ZM76 174V173H75ZM8 175V174H7ZM65 177H66V175H65ZM261 177V176H260ZM208 182V181H207ZM211 182V181H210ZM209 183V182H208ZM218 183V182H217ZM216 183V184H217ZM264 183V182H263ZM168 184V183H167ZM3 185L5 186H9V188H8V191L10 190H13V189H15L16 187H17V184L16 183H14L13 182V180H11L10 179V177H8V179H7V177L4 175V174H2V172L0 171V188L1 187H3ZM130 187V186H129ZM215 187V186H214ZM132 188V187H131ZM139 189V188H138ZM164 189V188H163ZM85 191H87L88 190V192L90 193V191L89 190H91V189H89L88 187H86L85 189H84ZM163 191V190H162ZM162 193V192H161ZM84 194V193H83ZM86 195L87 194H84L81 198H79L80 199V201L81 200H83V199H85V198H87L86 200H88L89 198L91 199V198H93L92 196L91 197H89V196H87L86 197ZM80 196V195H79ZM2 196L0 195V216L2 217L1 218V220H3L4 219V217H5V212L8 210L2 203H1V200H2V198H1ZM83 198V199H82ZM89 199V200H90ZM6 202V201H5ZM12 206V205H11ZM9 207V210H12L13 209V207ZM157 206V205H156ZM158 207V206H157ZM157 211V210H156ZM2 252V251H1ZM1 255H2V253H1Z\"/></svg>","mask_w":264,"mask_h":264}]
</instances>
